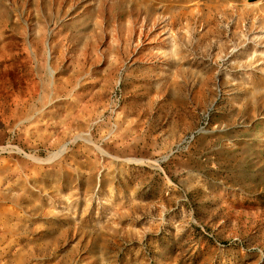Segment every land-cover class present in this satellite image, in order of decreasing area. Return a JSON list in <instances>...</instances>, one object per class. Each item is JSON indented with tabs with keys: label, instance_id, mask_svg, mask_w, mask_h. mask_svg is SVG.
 Instances as JSON below:
<instances>
[{
	"label": "rangeland",
	"instance_id": "obj_1",
	"mask_svg": "<svg viewBox=\"0 0 264 264\" xmlns=\"http://www.w3.org/2000/svg\"><path fill=\"white\" fill-rule=\"evenodd\" d=\"M0 264H264V0H0Z\"/></svg>",
	"mask_w": 264,
	"mask_h": 264
}]
</instances>
